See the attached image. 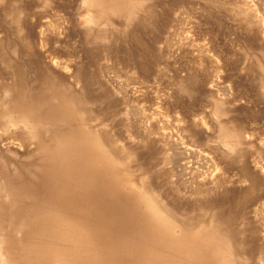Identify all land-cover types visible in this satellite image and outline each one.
I'll return each instance as SVG.
<instances>
[{
  "label": "rangeland",
  "instance_id": "obj_1",
  "mask_svg": "<svg viewBox=\"0 0 264 264\" xmlns=\"http://www.w3.org/2000/svg\"><path fill=\"white\" fill-rule=\"evenodd\" d=\"M0 264H264V0H0Z\"/></svg>",
  "mask_w": 264,
  "mask_h": 264
},
{
  "label": "bare ground",
  "instance_id": "obj_2",
  "mask_svg": "<svg viewBox=\"0 0 264 264\" xmlns=\"http://www.w3.org/2000/svg\"><path fill=\"white\" fill-rule=\"evenodd\" d=\"M144 210V215L148 218V221L153 222L157 227L158 236L166 242L172 240L173 228L171 223L161 214L159 208L149 203L145 204Z\"/></svg>",
  "mask_w": 264,
  "mask_h": 264
}]
</instances>
